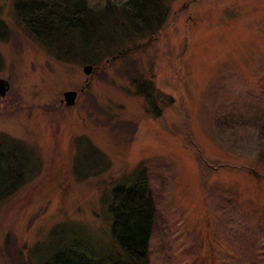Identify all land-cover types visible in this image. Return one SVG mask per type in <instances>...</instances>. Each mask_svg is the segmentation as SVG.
<instances>
[{"label":"rangeland","instance_id":"1","mask_svg":"<svg viewBox=\"0 0 264 264\" xmlns=\"http://www.w3.org/2000/svg\"><path fill=\"white\" fill-rule=\"evenodd\" d=\"M16 1L0 0V140L24 178L0 201V264L46 259L80 233L124 264L105 208L141 169L152 264H264V0H161L162 26L142 34L118 11L126 32L112 23L95 50L71 32L70 48L45 47Z\"/></svg>","mask_w":264,"mask_h":264},{"label":"trees","instance_id":"2","mask_svg":"<svg viewBox=\"0 0 264 264\" xmlns=\"http://www.w3.org/2000/svg\"><path fill=\"white\" fill-rule=\"evenodd\" d=\"M99 5V8L94 9L86 0H17L14 4V12L17 19L37 41L47 48L56 50L57 47H71V42L64 36L66 32L77 34L82 50L89 45H93L94 50L97 45L100 49L103 48L111 41L110 35L115 34V28L123 33L127 30L121 23L120 17L116 16L118 11L121 13V18L129 22L136 34L152 29L154 24H156L155 27H160L162 24L161 0H119L116 3L111 0H102ZM112 23L115 28H112ZM6 35L4 24L0 20V40H5ZM105 35H108V38L106 42H103ZM56 53L58 57V52ZM116 57L118 56L111 58ZM1 65L0 56V67ZM138 87L146 100L154 96L155 89L150 83L141 82ZM158 98L162 102L165 99L168 100V97L159 93ZM168 103H171L170 99ZM164 104L167 105V103ZM11 159H14L12 152H7L3 141L0 140V201L15 192L14 189L17 186H14L13 178L17 177L22 181L24 178L22 173L13 176L11 169H8ZM105 209L110 221V235L124 257V264H152L150 241L156 208L146 172L143 169L139 170L130 184L114 185L109 192ZM81 238L82 233L79 234V239H70L65 246L46 259L34 258L30 251L29 262L30 264L32 262L36 264H115L107 258L99 259L91 246L82 242Z\"/></svg>","mask_w":264,"mask_h":264},{"label":"water","instance_id":"3","mask_svg":"<svg viewBox=\"0 0 264 264\" xmlns=\"http://www.w3.org/2000/svg\"><path fill=\"white\" fill-rule=\"evenodd\" d=\"M93 68L90 65H86L83 68V73L90 75ZM8 90V83L5 80L0 79V97L3 98ZM77 97V93L74 91H68L63 94V101L66 106H73Z\"/></svg>","mask_w":264,"mask_h":264}]
</instances>
